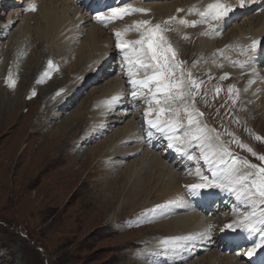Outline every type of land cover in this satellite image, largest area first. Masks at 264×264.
Wrapping results in <instances>:
<instances>
[{
    "label": "rangeland",
    "instance_id": "obj_1",
    "mask_svg": "<svg viewBox=\"0 0 264 264\" xmlns=\"http://www.w3.org/2000/svg\"><path fill=\"white\" fill-rule=\"evenodd\" d=\"M172 1L174 0H159L149 3L163 4ZM86 16L87 14L84 15V18ZM23 18L24 16L20 11H14L8 17L7 15H3L0 18V27L4 25L2 28L5 29L4 35L0 33V66L3 60L9 57L10 52H13L14 48H16V46L12 47V44L9 45V43L10 39H12L11 37L21 30ZM243 20L240 22L242 23ZM7 22H10L9 25H12L10 32L8 31L9 33L6 30V27L9 29V25H6ZM240 22L238 23L239 25ZM228 28L225 31L223 30V33L228 31L226 32L227 34L232 30V27ZM196 31L199 32V29L196 28ZM32 32L31 30L30 33ZM97 32H102L104 37L108 38V52L113 55L115 51H113L114 46L111 33L103 29ZM68 37L69 39H73L76 37V34H72V30H69ZM165 41L169 44V41L166 39ZM20 43L22 44L23 42L20 41ZM22 47V49L25 48L24 46ZM30 47L27 50L28 52L24 49L21 61L16 60L18 66L16 75L0 76V104L8 112L6 115L0 113V264H138V262L157 264V262L163 261L165 257L149 256V246L153 240L149 234L151 230L149 222H151L150 219L152 220V215L155 211L147 204L143 205L144 198L134 204L136 207L133 205V207H130V210L129 208L124 210L126 212H123L121 215V212H117L118 202L121 201L118 198L120 193L125 197L126 191L129 189V185H127L124 179V171L128 166L134 164V161H132L134 158L128 161L121 159L118 155L111 156V152H107L108 143L106 141L101 142L102 139L110 137L116 131L123 129L128 122L135 124V117L130 114L129 110L124 111V109L117 115L121 119L117 120V122L111 118L112 114L109 116L108 113V118H106L107 115H103L104 121L102 120V123L104 124V130L102 129L100 132L103 134V137L99 138L95 135H89L90 137H88L91 123L87 118L85 119L86 121L84 118H81L77 126L74 124L70 131L65 127L66 124H60L68 114L78 110L85 111L93 98L98 95L100 88L103 87L105 89L110 84H116L117 88L121 89L124 84L123 80L120 76L113 75L114 77H111L110 69L109 73H102L103 78L108 77L107 79L100 81L96 86L86 88L87 90L84 94V89L82 88L79 91L80 93L78 92V95L75 97L71 95L73 87L68 86L71 83H75V86L79 85L83 81L84 76L77 78V80L76 78L71 80L66 74L63 77L58 75L55 81L59 83V86L54 88L53 95L44 99V90L52 82L53 74L57 72L55 70L56 67H54L55 61L53 59L48 60L53 64L52 69L45 66L46 59L43 60L41 65L39 62L40 57L28 63L31 58ZM34 48L33 46L32 49ZM177 48L178 50L173 47L177 63H181L182 65L185 62L188 65V61H184V57L189 58L191 51L178 46ZM99 49L102 51L101 47ZM36 52L39 56L42 53V48L36 50ZM178 55L180 59H177ZM108 62L106 65H108ZM34 63L39 67L38 75L36 74L38 79L36 78L35 80L28 76L31 72V65L33 67ZM113 64H116L115 60ZM102 65H105V61ZM22 66L26 68V74L24 69H21ZM186 69L192 76L196 74L197 69L193 71H190L187 67ZM46 71L51 75L45 76ZM258 75L260 74L258 73ZM10 79L15 81L14 88L8 86ZM85 83L86 80L83 84ZM229 84L235 86L233 82ZM244 85L237 89L243 100L245 98L241 92ZM232 86H230L231 91H236V88ZM217 89L218 87L211 92L209 105H214L212 99L216 96ZM199 90L200 88H197V91ZM192 92H194L193 89ZM33 93L35 94L33 95ZM81 93L83 95L79 98ZM59 94H63L64 97L68 98L64 102L65 104L62 105L64 111L57 110L56 113L51 114V119L47 117L48 122L40 126H34L36 127V131H32L31 126L35 116L43 111V109L47 111L49 109L48 104H46L47 100L51 98V101H53L59 98L56 97ZM124 95L125 97H123ZM123 96V99L120 100L123 102L118 106L119 109L123 108L126 102H128L125 93ZM258 96H260V99L263 98L260 101L258 100V102L256 101V104L252 103V106L249 107L250 109H246L243 105V108L251 115V111H257L253 115L256 117L255 121L251 120L247 112V116H245V113L238 112L241 110V107L231 100L229 104L231 105V110L235 113V116L233 114L234 122L227 119L228 125L219 126L228 133L227 139L231 142L230 149L233 148L238 153L245 154L246 156L243 155L245 159H251V161L246 160V163L247 168L253 172L254 177H259V169L264 168V161L259 159L261 151L264 152V148L258 146L255 136L256 133L264 136V93L260 92ZM235 99L239 101L236 97ZM171 102L175 104V108L177 107L181 110V105L177 106L174 100ZM186 102L190 106L191 101L188 96H186ZM59 104L61 102L55 103V106L58 107ZM129 106L130 104H127V107ZM137 106L139 108L141 103ZM118 107L113 108V112L111 113L114 114V111ZM181 112L185 111L182 110ZM233 112H229V114ZM218 114L220 115L221 112L218 111ZM241 114L245 118H242ZM46 116L47 114L43 115V120L46 119ZM238 118L241 125L246 123L251 126V129H245L242 132L239 123L236 121ZM209 120L213 123L210 118ZM6 121H9V126L1 129L2 122ZM211 126L214 127L213 125ZM58 127H60V133L56 131ZM145 129H147L146 126L142 131L143 134ZM147 130L149 138H152V136L159 138V135L153 132L152 129ZM68 133H71V138L70 136L67 137ZM194 137L197 136L194 135ZM211 138L215 151L213 133ZM76 142L79 143L77 144L80 147L78 149L79 152L74 151ZM148 142L150 144H147V146L155 147L154 151L156 153L159 152L156 150V142H152V139H149ZM98 143L103 151L102 153H104L103 156H99V152L95 155L93 154L94 152L90 153L92 148ZM191 145L192 151L193 147H198L194 139L191 140ZM63 146H65V149H62ZM52 150L55 151V157L53 158L48 157ZM69 154H74V156H70V158L68 157ZM199 154H201L200 149ZM210 154L216 157L222 155L219 152L214 153L213 151ZM150 163L152 164V162L148 163L147 170L142 171L145 174H143L144 177H152L146 175L148 170L150 171L151 169ZM252 165L255 167H250ZM66 170L68 173L65 172ZM109 170L113 172L111 171V173L107 174L106 171ZM73 172H75L74 175L71 174ZM227 179L232 180L230 177H227ZM34 180L36 181L31 184ZM143 180L147 182L146 179ZM250 184L251 180L248 178V185ZM139 187H147L146 192H149L151 188L144 185H139ZM98 191L102 192L98 193ZM112 197L118 198L113 210L108 208L110 206H107L108 202H106V205L104 204L107 200L112 201ZM255 198L256 200H261L260 197ZM156 199L157 197H151L149 202H153ZM114 210L116 212L115 217L109 219L108 216ZM225 213L223 212L221 215ZM212 218L210 219L213 220ZM187 246V244L180 246L177 250L181 253L187 249L193 250L191 249L192 247L186 249ZM195 248L197 252H193L196 254L195 258L185 263L175 260L173 264H205V262L208 263V256L216 252L221 257H230V260H233V262L237 261L238 264H245V261L242 262L241 260L234 259L231 255L220 253L215 248L201 255L199 254L202 252L200 250L202 247L195 245ZM218 262L214 263L218 264ZM170 263L172 264V262Z\"/></svg>",
    "mask_w": 264,
    "mask_h": 264
},
{
    "label": "bare ground",
    "instance_id": "obj_2",
    "mask_svg": "<svg viewBox=\"0 0 264 264\" xmlns=\"http://www.w3.org/2000/svg\"><path fill=\"white\" fill-rule=\"evenodd\" d=\"M215 2L216 0H174L170 3L166 2L163 4H151L148 2V4L141 5L142 9L148 11L149 14L147 16H145V14H141L135 18L126 19L121 24L124 26L130 24L134 25V29L131 32H124L123 35L126 42L131 41L133 43L132 45H134V42L141 39L142 35L147 34L146 28H152L155 25L159 24L161 26V29H163L162 35L167 41H169L170 44L173 43L180 48H185L191 51V56L189 58L184 57V61L189 62L191 60H194L202 63V66L197 68L196 74L194 76H192L186 69L187 64L185 62L182 64V67L185 68V75L188 79L189 85L192 84V81H194L197 76H208L212 73L211 69L215 68V70L218 71L216 72L217 76L221 78V83L217 86L218 89L216 91V96L212 99L213 103L215 104L225 96L230 95L231 91H229V89H231V87L228 85L226 86L225 84L233 82L235 85L233 87H235L236 89L245 84L244 87H242L243 89L241 93L245 98L244 101L246 100L244 107L246 109H250L249 107L252 106L253 101L255 99H260V96H258V94L260 92L264 93V72H262V75L258 76V73L254 71L249 76H247L245 75L246 70H241L240 65H243L244 63L249 64L251 62L250 67L254 66L253 58L251 56L248 57L247 54L249 55V53L246 54L243 51H246L252 45L253 41H259L264 38V9L259 14L253 13L250 17H248L249 15L243 17L244 20L242 21V23L240 22V25L237 23L232 25V30H230L229 33H227L228 36L225 35L223 39L219 41L207 40V38L209 37L203 36V34H214L215 32H220L222 34L223 30L225 31V29L228 28L225 27L224 24H221V20L212 23L209 22L210 20H205L198 14L199 12L204 11L209 4ZM223 2L230 4L233 9L240 8L242 10V13H245L244 9L239 6V0H223ZM247 2H252V4L255 3L252 0H246L245 4H247ZM260 2L263 3L262 0H260ZM73 4L74 2L72 0H38L36 14H24V18L22 20L23 26L21 30L11 37L12 39H10L9 45L12 44V47L16 46V48H14L13 52H10L8 58L3 60V63L0 66V76L7 77V75H16L18 69L16 60L21 61L22 55L24 54V49L26 50V52H28L27 50L30 46L31 58L28 63L35 60V58L37 57H40L39 62L41 65L43 60L46 59L45 66H48L49 59H53L55 61L54 67H56L55 70L57 72L53 74V80L50 83L51 85L49 84V86H47V88L44 90V99H47L48 97L53 95L55 91L54 88L59 86V83L55 81V78L58 75H61L63 77V75L66 74V76L71 80L73 78H76L77 80V78H82L84 76L85 79L83 78V81L81 83L79 82V85L75 86V83H71L68 86L73 87L71 95L76 97L78 95V92L82 88H84L85 84H83V82L87 80L89 74H96L94 70H97V67L102 63L103 60H105L103 58L111 56L106 58L109 60L107 67L111 69L112 62L114 61L113 58H117V55H115V52L113 53V55L112 53L108 52V38H105L102 32H97L101 29L96 25H92L90 22H88L89 17L87 18L86 16V18H84L85 13L83 14L80 8ZM181 20H185L188 23L181 24L179 23V21ZM142 21H148L149 23L145 27L137 29V23ZM193 22H195L196 25L194 27L191 26ZM196 28L199 29V32L196 31ZM31 30L33 31L32 33H30ZM69 30H72V34H76L75 38L69 39ZM96 36L98 38L97 40ZM227 37L230 38L229 42H226L225 38ZM20 41H22L23 43L21 44ZM237 44L240 47V52L244 54V57L236 49ZM22 46H24L25 48L22 49ZM33 46L35 47L34 49H32ZM99 47H101L102 51L99 49ZM144 47L146 49V44ZM41 48L42 53H40V55L38 56L36 50H39ZM140 48L141 45L138 44L135 45V47L131 46L130 55L126 54L130 61L133 59V57H131L133 53H136L140 56L143 55V53L138 52ZM232 55H236V60ZM35 64L36 63L33 64V67L31 65V72L28 75L34 80L36 78L38 79L37 75L39 68ZM24 66H22L21 69H24V72L26 74V68H24ZM151 71V69L147 68L143 73L146 74ZM227 73L230 74L229 79L224 77V74ZM123 87H125L124 84L122 85V88ZM122 88L118 89L116 84H110L105 89L103 87L100 88V90L98 91V95L93 98L88 108L86 107L87 109L85 111H71L72 113L68 114L60 124H66L65 127L70 131L74 124L77 126L81 118H84V120L87 118L91 123L88 137H90L89 135H95L97 136V138L103 137V134L100 133L104 128V124L102 123L104 121V117L102 118V116L107 115L106 118H108V113L110 116L111 114H113L111 113L113 112V108L118 107L122 104L123 101L121 102L120 100L123 99L122 96L125 91V88ZM138 91L139 90H134L132 94L134 92L137 94ZM175 91L183 92V88L174 90V92ZM152 92H155V85L152 88ZM152 92H149L147 94L148 100L145 101V104L147 102H150V105L146 106L142 113L144 114V119L147 122V129H152L153 132L159 135V138H157L156 136H152V138H149V132L147 129H145L144 135L141 136L136 123L132 124L128 122L123 127V129L116 131L110 137L108 136L109 138L106 137L102 139L101 142L106 141L108 143L107 152H111V156L118 155L121 157V159L128 161L131 160V158H134L132 160L134 161V164L131 163L132 165L128 166L124 171V179L127 185H129V189L128 191H126V198L122 196V193H120L118 198L121 201L118 202L117 212H121V215L123 212H126L124 210L128 208L130 210V207H133V205L138 200L144 198V201L142 200L143 205L147 204L149 207L154 209L153 211H155L152 215V220L150 219L151 222H149V224L151 225L149 234L153 238L151 245H148L149 256L152 255L154 257H165L163 261L157 262V264H171L170 262H172L173 264L175 260L180 263H185L196 257V254L193 253L196 252L195 245L202 248L206 247L205 243H207V239L211 235L209 226L212 225L213 220L204 217L203 214H201L199 211L192 209V206H190L187 198L186 190L183 189V186L189 188L190 191H193L190 188L191 185L200 184L204 181L198 178L195 173L189 172L187 174H184L178 172L171 163L170 165L167 164V161L161 156V154H157L154 151L155 147L147 146L145 142L149 141V139H152V142H156L157 144H159V142H163V140L167 141V134L171 132L172 135L177 137L176 139H173V142L176 140L177 142H179L180 146H183L184 149L186 148L190 158H192L191 161H193V158L196 154H194V152L192 151L191 140L194 139L195 144L198 145L201 157H205V155H209L211 151H214L211 141L212 131L205 123V118L201 120L200 116H198L197 114L191 115L189 120H192L195 125H197V127H195V131L201 134V136L199 137H194L193 133H187L186 130L183 131L184 135L182 137L176 132L173 133V131L169 127H151L148 124V121L154 120L155 116L156 119L154 121L158 120L159 123L162 124L161 122L169 120L177 122L176 120L180 114V111L175 108V104L171 102L172 100L164 103L163 99L161 98L162 94L159 97L161 98V104L157 105L153 100ZM56 97L59 98L53 100L54 102L51 101V98L47 100L46 104H48L49 107L47 111H44L43 109V111L39 112L35 116L31 126L32 131L36 129V127L34 126H40L48 122L49 120H47V117H50L51 119V114L56 113L57 110L64 111V107H62V105L65 104L64 102L68 98L64 97L63 94H59ZM114 97L119 98L118 102L113 100ZM123 97H125V95ZM69 100H71V98H69ZM57 102H61L58 107L55 106V103ZM127 104L130 103L126 102L125 106ZM151 104L156 105L151 106ZM160 107L168 109V111H166L167 113L157 115V110ZM251 112L252 116L254 115V112L257 113V111ZM0 113H2V115H6L8 113L2 104H0ZM146 113L150 114L146 115ZM44 114H47L45 120H43ZM8 126L9 121L2 122L1 129H5ZM56 131L60 133V127H58ZM70 134L71 133H68L67 137H69ZM126 141L128 143H126ZM173 142H170L168 140V146L170 145V143L172 145ZM77 144L79 143L76 142V146H74L75 152H79L78 149H80ZM62 149H65V146H63ZM97 152H99V156H103L104 154L99 147V143L96 144V146L93 147L90 151V153H93L94 155ZM70 156L73 157L74 154H69L68 157ZM48 157H55V151L52 150L51 153H49ZM212 157L216 159L215 161L217 163L219 162L220 157H216L214 155H212ZM147 161L152 162V164L150 163L151 169L150 171L148 170V173L146 175L152 177H144V173H142V171L147 170V165L149 163ZM117 164H119V162H117ZM220 166H222V168L218 171V173H220L222 176L218 177L221 181H223L222 187L224 184V186H227V188H231L233 191L232 193L225 192L229 195H226L224 192L220 191V193H222L220 195L228 199L232 194L231 196L235 198L241 197L244 201L243 205H251L252 201H248L247 203H245L247 199L246 196L238 195L242 191V188H240L241 186L234 187L232 182L228 185L225 184V181L228 180L227 177L232 178L231 172L225 169L226 167L224 163L220 164ZM111 171L112 170L106 171V173H111ZM65 172L68 173L67 170ZM71 174L74 175L75 172ZM185 176H187V178ZM137 179L141 180L138 181ZM143 179H146L147 182ZM35 181L36 180L32 181L31 184ZM230 181H233V179ZM138 184L150 186L151 188L149 187V192H146L147 187L141 188ZM105 187L107 186L105 185ZM99 192L101 193L102 191H98V193ZM202 195L199 196V204L203 205L210 199H212V197L208 195ZM151 197H157V199L153 202H149V200H151ZM92 198L94 199V197ZM118 198L112 197V201L107 200L104 202V204L106 205V202H108L107 206L110 205L108 208L113 210V208L115 209ZM253 198V201L255 202L260 201V199L256 200L255 196H253ZM261 207L263 211L264 203H262ZM115 214L116 212L114 210V212L112 211V213L109 216L107 214V216L110 219L114 218ZM226 215H219L220 217L217 219H222ZM235 215H240V212L235 213L233 215V218L236 217ZM256 216L258 215L256 214ZM236 221L237 217L236 219L234 218V226ZM189 236L195 237V239H183ZM165 241H167L168 243L165 244ZM234 241L246 243L249 246L251 244L250 240L245 239H235ZM173 244L178 245V248L187 244L188 246L186 247V249L192 247L191 249L193 250L191 251L190 249H187L183 253L178 250L173 252L171 251ZM165 248L169 249L167 253H165L164 251ZM218 255L219 253L217 252L215 254H210L207 259L208 263L205 262V264H215L214 262L216 261H219L218 264H238L237 261L233 262V260H230V257L228 256L221 257L220 255ZM138 264L147 263L138 262Z\"/></svg>",
    "mask_w": 264,
    "mask_h": 264
},
{
    "label": "snow or ice",
    "instance_id": "obj_3",
    "mask_svg": "<svg viewBox=\"0 0 264 264\" xmlns=\"http://www.w3.org/2000/svg\"><path fill=\"white\" fill-rule=\"evenodd\" d=\"M246 0H239V6L243 8L245 6ZM30 11H35L36 6L33 4L28 9ZM234 9L230 4L224 3L223 0H216L215 3H211L207 6V8L199 12L198 14L204 18L205 20H223L225 17L229 15ZM132 12H145L144 9H125V8H110L107 11H97L95 13V19L100 21L101 23H105L112 20L122 19L124 15L131 14ZM148 21L138 22L136 27L137 29L143 28L148 25ZM167 23V22H165ZM181 24H187L188 22L185 20L179 21ZM191 26H196L195 22L192 23ZM163 29L159 24L155 25L152 28H146V35H142V38L135 41L133 47L135 45H141V48L138 52L143 53L142 56L138 55L136 60L132 62L135 65H139L140 68H153V73L151 76H148L144 80H137L132 78L131 83L135 85H139L143 88H147L149 92H152L151 85H155V92H152L153 100L157 105L161 104V98L163 99L164 103H167L169 100H176L182 99L184 93L182 91H175L179 90L184 87V80H174L172 77L174 76V67L172 64L169 63L170 59L175 58V52L170 45L167 44L165 41L164 36L162 35ZM118 37V42L116 47L117 48H126L129 45L125 44L124 42L119 40L120 33L116 34ZM258 41H253L251 47L248 49L249 51H254L258 45ZM146 44V49H145ZM169 53H171V57H169ZM150 54V55H149ZM125 60H128L127 55H125ZM251 62L249 63L250 66ZM49 69L53 68V64L49 61L48 64ZM129 73L132 75V69L129 68ZM45 76H49L50 73L46 72ZM192 85L195 87L197 86L195 81H192ZM8 86L14 88L15 81L9 80ZM231 91V89H229ZM35 93H33L34 95ZM158 94H162L161 98H157ZM133 95H136L134 92ZM118 97H114L113 100L118 102ZM168 111L164 107H160L157 110V115L163 114L164 112ZM150 113H146L148 115ZM192 123V120H189V124ZM148 124L151 127H169L175 133L179 128V123L174 121H165L164 124H160L159 121L149 120ZM174 135L167 136V139L171 142L173 139H176ZM259 139V138H258ZM169 146H172L171 143ZM226 153V150H223ZM207 159V157H205ZM260 160L264 161V156L259 157ZM212 163H216L217 168L220 164L225 163L223 159V155L220 156L219 162L212 161ZM235 163V162H233ZM250 167H255L254 165ZM232 173H235V169L229 170ZM248 175H251L249 173ZM247 175H243L239 177L240 181L247 180ZM200 179L204 181L200 184L191 185L190 188L192 190L197 189H210V188H217L221 187L223 181H221L216 172H213V179L209 180L206 176H201ZM252 183L256 186V191L252 193V195H258L262 198L261 203H264V168L259 169V177L258 180L252 181ZM191 195H197V191H191ZM238 195L246 196L249 200L251 199L248 196L247 192L241 191ZM255 203V201H252ZM225 229L232 230V231H239L243 234L241 237L245 240H250V246H247L245 251V255L249 258V264H264V211H262L259 217L256 216L255 213H249L243 216V218L238 219L235 223V226L231 223L224 225ZM185 240H194L195 237L189 236L183 238ZM165 244L168 242L165 241ZM178 245L173 244L171 251H176ZM165 253L169 251L168 248H165Z\"/></svg>",
    "mask_w": 264,
    "mask_h": 264
}]
</instances>
